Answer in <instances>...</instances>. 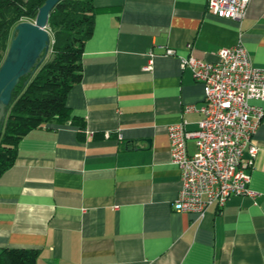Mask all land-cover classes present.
<instances>
[{"label": "crops", "instance_id": "0c3cea01", "mask_svg": "<svg viewBox=\"0 0 264 264\" xmlns=\"http://www.w3.org/2000/svg\"><path fill=\"white\" fill-rule=\"evenodd\" d=\"M94 7L67 118L29 131L0 175V251L37 250L35 264H264V117L247 171L255 196L200 221L173 208L181 181L166 131L182 120L195 130L201 118L183 113L202 106L204 90L180 57L214 63L241 40L264 68V0H250L241 25L208 13L207 0Z\"/></svg>", "mask_w": 264, "mask_h": 264}, {"label": "built area", "instance_id": "2783aa9c", "mask_svg": "<svg viewBox=\"0 0 264 264\" xmlns=\"http://www.w3.org/2000/svg\"><path fill=\"white\" fill-rule=\"evenodd\" d=\"M250 0H207L211 15L242 24ZM172 49L165 56H172ZM214 63L192 56L180 57L181 69H189L202 85V106H186L184 114L198 112L197 128L189 131L187 122L169 125L170 160L179 171L181 189L173 208L204 218L211 207L222 209L232 197L249 196L251 170L257 155L254 136L264 117V68L254 67L241 40L218 52ZM152 57L153 55L150 54ZM151 64L143 70H151ZM194 143L190 155L187 143Z\"/></svg>", "mask_w": 264, "mask_h": 264}, {"label": "trees", "instance_id": "16d2710c", "mask_svg": "<svg viewBox=\"0 0 264 264\" xmlns=\"http://www.w3.org/2000/svg\"><path fill=\"white\" fill-rule=\"evenodd\" d=\"M46 0H0V66L9 47L12 29L23 20H35ZM94 0H62L49 16L53 32L51 58L23 77L14 89L0 126V175L17 157V146L26 134L69 112L66 98L82 77L81 55L94 27ZM37 250L0 251V264H35Z\"/></svg>", "mask_w": 264, "mask_h": 264}, {"label": "water", "instance_id": "95a60500", "mask_svg": "<svg viewBox=\"0 0 264 264\" xmlns=\"http://www.w3.org/2000/svg\"><path fill=\"white\" fill-rule=\"evenodd\" d=\"M62 0H46L33 22H20L14 29L5 58L0 66V126L6 118V109L20 80L33 74L49 52L51 36L48 19Z\"/></svg>", "mask_w": 264, "mask_h": 264}, {"label": "rangeland", "instance_id": "374dc122", "mask_svg": "<svg viewBox=\"0 0 264 264\" xmlns=\"http://www.w3.org/2000/svg\"><path fill=\"white\" fill-rule=\"evenodd\" d=\"M21 22H33V20L23 19ZM47 30H48V32L50 33L51 41L53 42V32H52L51 29L48 27V25H47ZM13 32H14V29H12L11 32H10L9 43H10L11 37H12V35H13ZM51 46H52V43H51ZM51 46H50L49 52H48V54H47V57H46V59L44 60V62L41 64V66H42L45 62H47V61L50 60V58H51Z\"/></svg>", "mask_w": 264, "mask_h": 264}]
</instances>
